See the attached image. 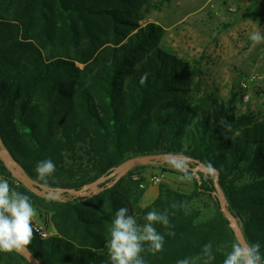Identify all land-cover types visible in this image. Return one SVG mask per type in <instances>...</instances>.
Segmentation results:
<instances>
[{"label": "trees", "instance_id": "16d2710c", "mask_svg": "<svg viewBox=\"0 0 264 264\" xmlns=\"http://www.w3.org/2000/svg\"><path fill=\"white\" fill-rule=\"evenodd\" d=\"M153 8H158L153 0H0L3 144L35 180L37 163L51 159L56 171L49 187L80 189L107 177L88 195L62 192L57 198L15 180L14 191L45 209L54 229L42 237L33 226L27 249L41 264H110L105 245L123 206L139 225L150 211L168 215L170 229L154 224L165 236L164 249L152 254L145 244L146 264L200 257L209 242L211 264H223L238 241L220 208L215 174L197 170L195 178L198 164L217 171L227 209L246 243L259 242L264 254V107L240 112L237 92L222 102L206 91L200 59L164 48V27L141 23ZM144 73L147 81L141 84ZM159 153L192 160L176 162L183 172L174 161L159 160L117 180L109 176L131 157ZM146 167L191 177L192 191L163 181L152 203L141 207L145 182L133 172ZM0 170L10 175L1 159ZM200 195L208 196L214 209L204 219ZM184 202L187 211L179 207ZM169 230L175 235H167ZM0 264L29 263L13 251L0 252Z\"/></svg>", "mask_w": 264, "mask_h": 264}, {"label": "rangeland", "instance_id": "374dc122", "mask_svg": "<svg viewBox=\"0 0 264 264\" xmlns=\"http://www.w3.org/2000/svg\"><path fill=\"white\" fill-rule=\"evenodd\" d=\"M153 3L158 8L151 9L141 23L152 21L164 27L161 40L164 48L187 60L200 59L206 91L213 92L222 102L237 92L235 106L240 112L264 107L263 96L256 92L258 88L264 91V42L252 46L248 38L253 31L264 35L261 0H153ZM241 82L246 84L244 88ZM245 90L250 92L248 101L242 97ZM192 174L198 178L196 169ZM10 175L0 170V180H7L14 190L18 179L11 172ZM133 175L144 178L145 193L156 189L158 194V186L163 181L180 190L192 191L190 179H181V175L159 167L142 168ZM153 175H159L161 181L152 183ZM155 198L151 194L142 197L141 207L151 204ZM197 199L204 201L201 219L211 216L214 209L209 197L200 195ZM33 207L36 215L32 225L40 226L48 235L53 234L49 213Z\"/></svg>", "mask_w": 264, "mask_h": 264}, {"label": "clouds", "instance_id": "9594fccd", "mask_svg": "<svg viewBox=\"0 0 264 264\" xmlns=\"http://www.w3.org/2000/svg\"><path fill=\"white\" fill-rule=\"evenodd\" d=\"M248 38L252 46L264 42V35L259 31L251 32ZM147 77L148 73H144L140 78V83L144 84ZM220 123L227 130H231V126L223 118ZM172 166L182 172L185 171L181 163L173 162ZM206 167L208 176H213L216 170L211 164ZM55 171L56 166L51 159L39 161L35 168L37 180L43 182L44 185L48 184L49 178L54 176ZM190 178L186 175L181 177V179ZM179 207L187 211L189 205L184 202ZM35 215L36 210L29 196L11 190L7 180H0V252L16 251L19 253L27 249L34 239L35 230L32 220ZM144 219L146 223L139 225L127 206L120 207L116 211L109 229L110 238L105 245L110 264H146L141 256V253L145 251V244L152 254L163 251L165 236L157 231L154 224L159 223L170 229L167 213L153 210L148 212ZM167 235L174 236L175 233L169 230ZM260 249L259 242L234 243L223 264H264V254ZM200 258L203 259V264H211V261L215 259L211 242L204 245L200 257L180 259L176 264H197V259Z\"/></svg>", "mask_w": 264, "mask_h": 264}, {"label": "water", "instance_id": "95a60500", "mask_svg": "<svg viewBox=\"0 0 264 264\" xmlns=\"http://www.w3.org/2000/svg\"><path fill=\"white\" fill-rule=\"evenodd\" d=\"M0 159L3 164L9 169V171L20 181L25 187L33 191L38 195H42L44 197H51L57 198L62 192H68L74 195H88L90 192L96 191V186L104 181L107 177H102L91 184L85 185L80 189H70V188H63V187H49L44 185L37 180L31 178L23 169V167L17 162L3 144L0 138ZM192 160L188 157H183L177 154H170V153H159V154H150V155H141L131 157L117 167H115L109 176H114L115 180L119 179L120 177L124 176L128 170L138 165H150L154 164L156 161H174L179 162L181 160ZM196 170L202 171L204 173L207 172V167L203 166L202 164H198L195 168ZM194 169V170H195ZM214 185L217 192V199L220 205L222 212L224 213L227 220L230 222V226L235 233L237 241L240 243H246L243 233L239 224L237 223L236 219L231 215V213L227 209L225 197L223 195L222 189L217 182V171H215L214 176ZM19 254L25 258L29 264H41L39 260L35 257L33 253H31L28 249L23 252H19Z\"/></svg>", "mask_w": 264, "mask_h": 264}, {"label": "built area", "instance_id": "2783aa9c", "mask_svg": "<svg viewBox=\"0 0 264 264\" xmlns=\"http://www.w3.org/2000/svg\"><path fill=\"white\" fill-rule=\"evenodd\" d=\"M246 86V84L244 82H241V87L244 88ZM242 97H243V100L244 101H248V99L250 98V92L245 90L243 93H242ZM139 176H134V178H138ZM161 181V177L159 175H153L151 177V182L154 183V184H157ZM141 187H145V184L144 183H141L140 184ZM36 228L37 231H41V235L42 237H47L48 234L40 227V226H34Z\"/></svg>", "mask_w": 264, "mask_h": 264}, {"label": "crops", "instance_id": "0c3cea01", "mask_svg": "<svg viewBox=\"0 0 264 264\" xmlns=\"http://www.w3.org/2000/svg\"><path fill=\"white\" fill-rule=\"evenodd\" d=\"M259 7H260V9L261 10H263L264 11V0H261V3L259 4ZM262 21V26H264V17H263V20H261ZM148 194H151L154 198L157 196V190L156 189H150L148 192H146L145 194H144V198L146 197V196H148Z\"/></svg>", "mask_w": 264, "mask_h": 264}]
</instances>
